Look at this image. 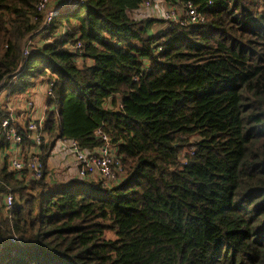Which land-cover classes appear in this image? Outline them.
Wrapping results in <instances>:
<instances>
[{"label":"trees","instance_id":"1","mask_svg":"<svg viewBox=\"0 0 264 264\" xmlns=\"http://www.w3.org/2000/svg\"><path fill=\"white\" fill-rule=\"evenodd\" d=\"M144 1L87 0L45 28L40 0H0V92L52 91L39 181L1 161L0 132V264H264V0H164L206 16L173 29L137 19ZM99 128L126 180L50 184L56 141L91 149Z\"/></svg>","mask_w":264,"mask_h":264},{"label":"built area","instance_id":"2","mask_svg":"<svg viewBox=\"0 0 264 264\" xmlns=\"http://www.w3.org/2000/svg\"><path fill=\"white\" fill-rule=\"evenodd\" d=\"M87 0H40L37 5V11L43 14L44 23L42 27L51 26L54 17L59 14L70 13L73 10L83 6ZM154 6L151 0H145L143 7L139 10H150ZM170 24V28L175 26L185 27L189 25L197 26L206 20V16L188 3L183 7L177 5L167 6L161 11V18ZM59 32V33H58ZM57 33L63 34L64 28H61ZM77 44L75 48H79ZM23 55H28V50L23 49ZM47 97L52 95L51 84L44 89ZM36 93V91H34ZM3 92H0V100ZM35 96L27 97L24 102V110L29 111L30 118L25 119L23 128L31 141L30 149L23 146V135L14 129L12 125V117L0 119V132L4 140L8 143L1 161H5L8 169L16 173L17 179L21 180L32 179L39 181L43 176V164L40 161V153L42 143H47L46 135L43 132L44 112H32L33 105L35 106ZM4 105L0 111L4 109ZM34 111L36 109L34 108ZM33 113V117H31ZM17 127V126H16ZM95 138L99 141L96 147L81 148L76 140L59 139L56 144L60 145L61 149L72 157V163L76 172V179L79 180H96L102 187L111 188L126 180L127 174L123 162L119 156V145L115 143L111 134L106 133L102 128L94 132ZM55 144V145H56ZM52 154V153H51ZM26 170V171H25ZM5 211L11 212L14 204V195L6 192L3 196Z\"/></svg>","mask_w":264,"mask_h":264},{"label":"rangeland","instance_id":"3","mask_svg":"<svg viewBox=\"0 0 264 264\" xmlns=\"http://www.w3.org/2000/svg\"><path fill=\"white\" fill-rule=\"evenodd\" d=\"M151 1H152L153 6H154L152 9H150V10L143 9L142 11H139L138 10V11H136V12L133 13L134 16L137 19H144V18H147V17L148 18L149 17H154V18H157V19H160L161 18V11H163V10H165L167 8L166 3L164 2V0H151ZM43 86L44 87H48L50 85L47 84V82H45V85H43V83L42 84L39 83V84H37L36 87L40 88V87H43ZM28 92L29 91H27L26 93H19L17 95H9V91L7 93L3 92L2 99H3V97H5V95H6V97H12V98L15 97L16 118H19L20 116H22L23 119L30 118L29 116H30L31 113L29 111H25L24 110V102H25V99L27 97H30V99H31V96H30V94H28ZM45 97L47 98V95L46 94H45ZM34 100H36V97L34 98ZM34 108L36 109V111H34ZM43 109H45L44 104H41V105L37 104L36 105V101H35V106L33 105L32 112H35L37 114L38 113H42V110ZM10 111H11V108H10ZM13 112H14V110H13ZM45 112H46V110H45ZM45 112H44V119H45ZM10 113L13 114L12 112H10ZM31 117H33V113L31 115ZM24 123H25V121H24ZM12 125H13L14 129L17 126V125H15L14 120H12ZM16 130H17V128H16ZM7 147H8V143H7L6 148ZM183 154H185V151H183V153H181L180 156L183 155ZM51 156L52 157H51V161L49 162V168H48V171H47V179H46L50 184H53V183L57 182L58 180H60V181H66L69 178H71V177H73V176L76 175V172H75L74 175L72 174L71 176L65 177V174H61V172H59L60 170L58 171V170L55 169L54 166L62 167V166H65L66 164H70L71 165L72 159H73L72 157H70L67 153H65L61 149L60 145L56 144V147L53 148V150H52ZM59 156L61 158V161L59 163L55 164V160ZM181 160H183V158H181ZM69 161L71 163H68ZM107 236H108L107 238H109V239H113L114 238V235L113 234H110V233H107Z\"/></svg>","mask_w":264,"mask_h":264},{"label":"crops","instance_id":"4","mask_svg":"<svg viewBox=\"0 0 264 264\" xmlns=\"http://www.w3.org/2000/svg\"><path fill=\"white\" fill-rule=\"evenodd\" d=\"M41 84L43 83V85H45V82H40ZM45 87H35V88H32L30 90H28V94H30V96H35L36 97V105L39 104H45V101H46V97H45V91H44ZM34 91H36V93H34ZM5 98V99H4ZM2 105L5 106V108L2 110L3 112L7 113L8 115H11L12 117V120H14L15 122V125H17V128H23V125H24V121L25 119L22 118V116H20L19 118H16V110H15V97L12 98V97H3V99L1 98L0 100V108H2ZM10 108H11V111H10ZM14 110V112H13ZM10 112H12L13 114H11ZM20 115V114H19ZM18 115V116H19ZM56 147V146H55ZM5 150H3L1 152V156H3ZM51 157L48 159V168H49V162L51 161ZM61 161V158L60 156L56 158L55 160V164L59 163ZM68 163H71L70 161ZM56 170H60L59 172H61V174H65V177H68V176H71L72 174L74 175L75 173V169H74V166L73 164L71 163L70 164H66L65 166H62V167H59V166H54ZM64 170V171H63ZM69 173V174H68ZM68 174V175H67ZM76 178V175L69 178L68 180L66 181H69V180H72V179H75ZM57 182H65V181H60L58 180ZM55 182V183H57Z\"/></svg>","mask_w":264,"mask_h":264},{"label":"clouds","instance_id":"5","mask_svg":"<svg viewBox=\"0 0 264 264\" xmlns=\"http://www.w3.org/2000/svg\"><path fill=\"white\" fill-rule=\"evenodd\" d=\"M168 6V5H167Z\"/></svg>","mask_w":264,"mask_h":264}]
</instances>
